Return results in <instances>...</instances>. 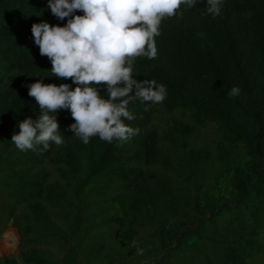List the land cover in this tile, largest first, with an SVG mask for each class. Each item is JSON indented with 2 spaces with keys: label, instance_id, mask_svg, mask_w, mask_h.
<instances>
[{
  "label": "trees",
  "instance_id": "16d2710c",
  "mask_svg": "<svg viewBox=\"0 0 264 264\" xmlns=\"http://www.w3.org/2000/svg\"><path fill=\"white\" fill-rule=\"evenodd\" d=\"M47 0H0V234L12 222L19 256L0 264H256L264 255V0L181 6L165 23L159 59L133 76L166 98L124 123L138 133L111 143L19 151L18 122L38 119L27 85L50 77L31 25L63 26ZM76 15H82L77 11ZM75 87V85H71ZM236 87L239 94L229 97ZM103 94V91L101 92ZM42 147V146H40ZM54 248L56 256L51 253Z\"/></svg>",
  "mask_w": 264,
  "mask_h": 264
},
{
  "label": "clouds",
  "instance_id": "9594fccd",
  "mask_svg": "<svg viewBox=\"0 0 264 264\" xmlns=\"http://www.w3.org/2000/svg\"><path fill=\"white\" fill-rule=\"evenodd\" d=\"M201 2L215 18L224 0H47L50 13L66 23L32 24V42L48 58L50 77L70 79L75 87L39 79L27 85L38 119L27 117L17 123L19 132L11 135L16 149L47 151L51 144L61 146L58 110L70 113L74 123L66 131L84 144L92 137L111 143L136 135L139 129L124 123L135 119L128 110L130 102L139 100L147 110L165 100L166 88L155 80L135 79V59L156 63L165 23L182 5L192 8ZM77 11L83 14L76 15ZM238 94L236 87L229 91V97Z\"/></svg>",
  "mask_w": 264,
  "mask_h": 264
},
{
  "label": "rangeland",
  "instance_id": "374dc122",
  "mask_svg": "<svg viewBox=\"0 0 264 264\" xmlns=\"http://www.w3.org/2000/svg\"><path fill=\"white\" fill-rule=\"evenodd\" d=\"M20 237L18 231L12 226V222L4 229L0 234V261L10 259L12 257L18 258L19 256V245ZM261 243L264 245V238H262ZM51 253L56 256L55 249H50ZM256 264H264V255H260L255 258Z\"/></svg>",
  "mask_w": 264,
  "mask_h": 264
}]
</instances>
